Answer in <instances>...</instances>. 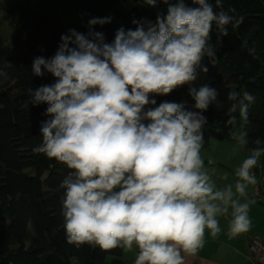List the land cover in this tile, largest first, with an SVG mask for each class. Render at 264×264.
<instances>
[{
  "label": "clouds",
  "instance_id": "9594fccd",
  "mask_svg": "<svg viewBox=\"0 0 264 264\" xmlns=\"http://www.w3.org/2000/svg\"><path fill=\"white\" fill-rule=\"evenodd\" d=\"M143 4L166 9L154 22L134 19L135 29L119 28L111 42L96 30L110 24L111 15L93 17L87 34L69 29L54 55L34 58L33 76L48 73L54 82L27 90L28 104L46 106L33 152L68 169L59 185L68 244L136 249L134 264H185L204 246L206 231L212 238L221 233L219 218L230 216L229 238L252 227L256 201L248 189L258 183L254 169L264 141L252 142L234 184L218 187L201 150L206 113L223 102L216 87L196 83L209 72L205 59L216 65L228 26L238 28L244 17L230 15L236 10H225L223 0ZM0 77L7 78L3 68ZM184 86L191 103H158L156 97ZM227 102L226 124L234 126L237 116L248 120L255 96L232 88ZM233 139L240 148L249 144L243 130Z\"/></svg>",
  "mask_w": 264,
  "mask_h": 264
},
{
  "label": "trees",
  "instance_id": "16d2710c",
  "mask_svg": "<svg viewBox=\"0 0 264 264\" xmlns=\"http://www.w3.org/2000/svg\"><path fill=\"white\" fill-rule=\"evenodd\" d=\"M223 6L225 10L234 8L235 13L229 14L243 16L244 22L238 28L228 26L229 34L218 46L216 65L205 59L209 72L201 73L196 82L216 87L223 102L206 113L209 123L203 148L211 140L233 139L234 126L226 124L225 113L227 93L235 88L255 96L243 124L249 139L244 148L250 150L255 139L264 141V0H223ZM165 9L162 4L148 7L143 0H0V14L7 16L11 29L9 43L0 37V68L7 73V78L0 77V264H105L108 256L123 255L120 248L102 251L66 242L59 185L68 169L33 152L41 141L39 125L46 106L27 103L30 87L51 84L54 77L48 73L35 77L31 66L38 56L54 55L69 29L87 34L93 17L111 15L110 24L96 26L111 42L119 28L135 29L134 19L154 22ZM212 42H216L215 26ZM6 62L11 67H4ZM156 99L158 103L185 99L191 103L187 86ZM260 167L264 189V156Z\"/></svg>",
  "mask_w": 264,
  "mask_h": 264
},
{
  "label": "crops",
  "instance_id": "0c3cea01",
  "mask_svg": "<svg viewBox=\"0 0 264 264\" xmlns=\"http://www.w3.org/2000/svg\"><path fill=\"white\" fill-rule=\"evenodd\" d=\"M222 187L221 184H217ZM258 186H255V193L248 191V196L256 201L251 206L249 216L252 221V227L249 232L241 234L235 238H229L228 231L229 217H221V233L212 238L210 233H205L204 246L194 256H186L185 264H256L249 255V245L254 237H259L264 241V203L259 200L256 194ZM136 249L118 257L114 264H134ZM108 258V257H107ZM106 258V261H107ZM106 263V262H105Z\"/></svg>",
  "mask_w": 264,
  "mask_h": 264
},
{
  "label": "rangeland",
  "instance_id": "374dc122",
  "mask_svg": "<svg viewBox=\"0 0 264 264\" xmlns=\"http://www.w3.org/2000/svg\"><path fill=\"white\" fill-rule=\"evenodd\" d=\"M8 18L5 14H0V37L3 39L5 43H9V38L11 34V29L8 26ZM244 124V121L241 118L237 119L236 124L234 125V133L238 134L240 131L243 130L241 125ZM250 150L240 148L234 139L230 141H218V140H211L209 146L203 148L201 150V156L205 161V167L209 171V174L213 177L216 184L225 185L228 183L235 182L234 170L238 167L243 159L249 154ZM209 160L212 161L209 164ZM214 170V171H213ZM254 173L257 177V185L260 186L263 181L262 179V170L260 164L258 167L254 169ZM227 174L228 179L225 180L223 177ZM255 186H250L248 191L252 194L255 193ZM118 259L115 256H108L107 261L105 264H114L113 262ZM117 262V261H116Z\"/></svg>",
  "mask_w": 264,
  "mask_h": 264
},
{
  "label": "built area",
  "instance_id": "2783aa9c",
  "mask_svg": "<svg viewBox=\"0 0 264 264\" xmlns=\"http://www.w3.org/2000/svg\"><path fill=\"white\" fill-rule=\"evenodd\" d=\"M259 200L264 202V189L256 191ZM249 255L256 264H264V241L259 237H254L249 245Z\"/></svg>",
  "mask_w": 264,
  "mask_h": 264
},
{
  "label": "water",
  "instance_id": "95a60500",
  "mask_svg": "<svg viewBox=\"0 0 264 264\" xmlns=\"http://www.w3.org/2000/svg\"><path fill=\"white\" fill-rule=\"evenodd\" d=\"M75 264H78V262H75Z\"/></svg>",
  "mask_w": 264,
  "mask_h": 264
}]
</instances>
